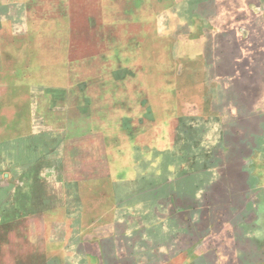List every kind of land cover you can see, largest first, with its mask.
Segmentation results:
<instances>
[{
    "label": "rangeland",
    "instance_id": "374dc122",
    "mask_svg": "<svg viewBox=\"0 0 264 264\" xmlns=\"http://www.w3.org/2000/svg\"><path fill=\"white\" fill-rule=\"evenodd\" d=\"M22 18L0 27V264L22 252L36 211L101 226L176 194L189 224L217 203L222 224L229 205L243 217L240 193L247 221L264 211V85L259 57L247 75V11L34 0ZM24 209L31 219L17 218Z\"/></svg>",
    "mask_w": 264,
    "mask_h": 264
},
{
    "label": "crops",
    "instance_id": "0c3cea01",
    "mask_svg": "<svg viewBox=\"0 0 264 264\" xmlns=\"http://www.w3.org/2000/svg\"><path fill=\"white\" fill-rule=\"evenodd\" d=\"M32 1L0 0V27L3 28L2 20L11 27L23 25L19 20ZM185 1L196 7L211 4L218 10H242L244 14L247 11V75H254L255 70L248 66L259 57L257 73L260 85H264V0ZM254 118L264 119V114H255ZM175 195L137 200L132 209L118 208L111 217L101 215V226H92L85 219L76 226L71 223L75 212L59 207L52 211L35 210L41 216L44 213L46 219L61 214L66 217L62 224L60 220H47L44 224L45 218L37 215L41 220L21 229L18 245L22 252L14 257L4 253V264H264V211L247 221L245 193L232 195L240 198L243 217L235 218L232 203V215L222 224L220 217H214L215 211L219 213L218 203L211 205V217L189 224L187 217L176 215ZM208 197L212 203L219 201L218 196ZM35 211L24 209L17 218L31 219L33 216L29 215Z\"/></svg>",
    "mask_w": 264,
    "mask_h": 264
}]
</instances>
